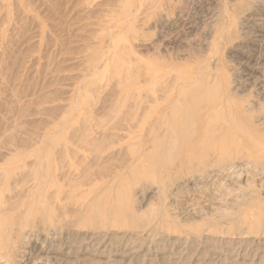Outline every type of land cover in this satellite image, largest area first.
I'll use <instances>...</instances> for the list:
<instances>
[{"label":"rangeland","instance_id":"obj_1","mask_svg":"<svg viewBox=\"0 0 264 264\" xmlns=\"http://www.w3.org/2000/svg\"><path fill=\"white\" fill-rule=\"evenodd\" d=\"M222 98L238 107L233 118L264 147V0H0V210L31 204L26 218H15L17 225L0 233V264H264L258 240L264 225L253 234L241 222L249 205L264 220L261 168L239 169L232 177L210 174L207 166L224 163L206 162L204 154L224 140L215 133L193 161L164 169L184 145L182 126ZM176 125L182 127L179 140L158 148L164 130ZM155 148L154 161L163 167H156L159 181L135 169H149L139 155ZM237 153L232 156L242 157V149ZM24 163L30 183L19 185L16 169ZM97 180L99 197H84ZM107 188L121 209L147 214L148 221L155 215L153 224L162 218L213 238H255L173 245L159 238L161 231L149 232L150 222L130 252L133 244L120 239L77 236L84 211L104 205Z\"/></svg>","mask_w":264,"mask_h":264},{"label":"bare ground","instance_id":"obj_2","mask_svg":"<svg viewBox=\"0 0 264 264\" xmlns=\"http://www.w3.org/2000/svg\"><path fill=\"white\" fill-rule=\"evenodd\" d=\"M167 87V86H166ZM155 88V87H154ZM191 89V88H190ZM194 89V88H193ZM193 89H192V92H193ZM183 90V89H182ZM181 90V91H182ZM215 90H217V89H215ZM215 90H214V92H215ZM170 91V90H169ZM174 91V90H173ZM176 91V90H175ZM180 91V90H179ZM180 91V92H181ZM188 91H190V90H188ZM194 91H196V89L194 90ZM202 93H203V91L202 90H200ZM200 91H199V89H198V91H196V93L197 92H199L200 93ZM161 92V91H160ZM213 92V93H214ZM217 92H218V90H217ZM221 92V91H220ZM174 93V92H173ZM185 93L187 94V91H185ZM185 93H184V96H185ZM189 93V92H188ZM190 93H191V91H190ZM222 93V92H221ZM168 94H169V92H168ZM183 93H181V95H182ZM192 94V93H191ZM191 94H189V96H191ZM195 94V93H194ZM217 94V93H216ZM167 95V94H166ZM176 95V94H175ZM197 95H199V94H196V98H197ZM200 95H202V94H200ZM200 95H199V97H200ZM210 95V94H209ZM212 95H214L215 96V94H212ZM228 95V97H229V94H227L226 93V96ZM158 96H160V95H158ZM178 96V95H177ZM213 96V97H214ZM231 96V95H230ZM152 97L154 98V96L153 95H151V99H152ZM162 97V96H161ZM170 97H172V96H170ZM180 97V96H179ZM186 97H188V94H187V96H185V98ZM203 97H204V95H203ZM220 97H222V95L220 96ZM233 97V96H232ZM156 98V97H155ZM160 98V97H159ZM159 98H158V100H159ZM163 98V97H162ZM168 98V97H167ZM191 98H192V96H191ZM193 98H195V96H193ZM192 98V99H193ZM212 98V97H211ZM165 99V98H164ZM177 99H178V97H177ZM183 99V98H182ZM191 99V100H192ZM201 99V98H200ZM200 99H198V100H200ZM205 99V98H204ZM157 100V101H158ZM171 100V99H170ZM179 100V99H178ZM197 100V101H198ZM206 100V99H205ZM208 100V99H207ZM206 100V101H207ZM220 100V99H219ZM232 100V99H231ZM234 100H236L234 97H233V101ZM160 101V100H159ZM173 101H175V100H173ZM188 102H189V104H190V101L189 100H187ZM193 101V100H192ZM191 101V102H192ZM202 101V100H201ZM215 101V100H214ZM232 101V102H233ZM236 101H238V99L236 100ZM156 102V101H155ZM162 102H163V100H162ZM165 102V101H164ZM184 102V101H183ZM182 102V103H183ZM194 102V101H193ZM158 103V102H157ZM170 102H168V104H169ZM207 103H208V101L207 102H205V104L206 105H204L203 107H206L207 106ZM213 103V102H212ZM234 103V102H233ZM238 103V102H237ZM172 104V103H171ZM170 104V105H171ZM174 104V103H173ZM179 104V103H178ZM187 104V103H186ZM204 103H202L201 105H203ZM160 105H161V103H160ZM175 105V104H174ZM163 106H164V104H163ZM162 106V108H164ZM178 106V105H177ZM179 106H180V104H179ZM185 106H187V105H185ZM235 106V105H234ZM232 104H231V102H230V100L229 99H221V101L219 102L218 101V103L217 104H214V105H209L208 107H207V109L205 110V111H207L206 112V114L205 115H202L203 117H200L199 119H197L196 121H194V123L191 125L190 123V120H188V122H186V123H188V124H190L191 126H189V125H185V121H187V120H182L183 122H184V125L185 126H188L187 128L185 127V126H182L183 127V129H182V127L180 126V128L182 129H180L179 128V125H181V122H180V124L179 125H176V126H178L177 127V129H176V126H174V130L172 129V130H170L169 129V131L168 130H164V132H165V134H164V137H162L161 138V140H160V142H159V145H158V148H162V147H164V150L166 149L165 148V146L168 144V143H171L170 141L174 138L175 140H179V134L181 135V131L183 132V135H181L182 137L181 138H183V136H184V140H181V141H183V143H184V145H183V147L181 146V144H182V142H181V144H180V149H178V154L176 153L175 155H172L173 156V159L171 160L169 157V159L170 160H168V162L170 161L171 163H173V164H169V166H164V169H165V172H171V171H173V169L174 168H177V167H179L180 165L182 166V164H184L185 162H189L190 163V160H194V157L195 156H197V155H194L195 154V152L197 153V151L199 152V150L201 151V149H206L205 148V146H206V144L208 145V147H209V145H210V143L211 142H208V140L210 139V137H212V136H208V135H210V134H215V133H217V134H219V136L220 137H222V140H223V142L222 143H218V145L216 144V145H213V147L210 149L209 148V151H208V154H207V152H206V154H204V155H207L208 156V161H206V162H209L210 163V161H209V157H212L213 158V160H215L216 158H218V160L216 161V162H224L222 165H219V166H216L217 164H216V162H215V166L214 165H212V166H207V168H209L210 170H212L211 172L212 173H210V174H212L213 176L215 175L216 177H217V175H225V176H231L232 177V174L233 175H235V173L240 169H242V171H244V170H246V169H251V168H253V169H258V168H261V170L264 172V147H262L261 145H260V143L262 144V140H260V143H258V141H257V139H256V136H254L252 133H251V131L250 132H247V131H245V132H243L242 131V124L240 125L239 124V122L237 123L236 122V120L233 118V112H235V113H237V115L239 114V109H237L238 107H234ZM159 107V106H158ZM174 107V106H173ZM182 107V106H181ZM160 108V107H159ZM175 108V107H174ZM174 108H173V110H174ZM182 108H184V107H182ZM189 108V107H188ZM197 108V107H196ZM161 109V108H160ZM169 109H171V107H169ZM176 109H178V107L176 108ZM175 109V110H176ZM241 109V108H240ZM159 110V109H158ZM161 110H163V109H161ZM181 111H183V112H185V113H182L183 115L182 116H184L185 114H187L186 112H187V109L185 110V108L184 109H182ZM189 111L190 110H188V113H189ZM194 111H195V109H194ZM193 111V112H194ZM242 111V110H241ZM163 112V111H162ZM176 112H178V110L176 111ZM202 112V111H201ZM166 113V112H165ZM170 113V112H169ZM175 113V112H174ZM173 113V114H174ZM180 112H178V114H179ZM167 114V113H166ZM171 114V113H170ZM176 114V113H175ZM193 114V113H192ZM161 116H164V115H162L161 114ZM161 116H159V119H160V117ZM173 116V115H172ZM171 116V117H172ZM175 116V115H174ZM173 116V117H174ZM189 116H190V113H189ZM171 117H170V119H171ZM173 117H172V119H173ZM184 117H187L186 115L184 116ZM157 118V117H156ZM155 118V119H156ZM163 118V117H162ZM161 118V119H162ZM179 118V117H178ZM182 119H185V118H182ZM163 120V119H162ZM191 120H192V118H191ZM158 121V120H157ZM168 121H169V115L168 116H165V118H164V121H162L164 124H166V126H168L167 124H168ZM179 121H181L180 120V118H179V120H178V123H179ZM241 121V120H240ZM152 122V121H151ZM160 122H161V120H160ZM160 122H157V123H160ZM175 122V121H174ZM190 122V123H189ZM173 123V122H172ZM171 123V124H172ZM176 123V122H175ZM155 124V123H154ZM174 124V123H173ZM153 125V124H152ZM155 125H157V124H155ZM175 125V124H174ZM159 128L160 127H162L163 129H164V127H163V125L162 126H160V125H157ZM173 126V125H172ZM171 126V127H172ZM187 129V130H185V128ZM152 128H154L153 126H152ZM151 128V129H152ZM158 128V129H159ZM161 128V129H162ZM178 128L181 130L180 132H179V134L177 133V130H178ZM244 128V127H243ZM193 130V131H192ZM163 131V130H162ZM184 131H187V132H184ZM156 132H159V134H160V131H157V129H156ZM155 134V133H154ZM159 134H157V135H159ZM162 134H163V132H162ZM162 134H160V135H162ZM152 135H153V133H152ZM163 136V135H162ZM217 137V136H216ZM55 139V138H54ZM157 139H159L157 136L155 137V140H154V142L157 140ZM211 140V139H210ZM214 140V139H213ZM259 140V139H258ZM17 140H15V142H16ZM157 142H158V140H157ZM179 142V141H178ZM13 143V142H12ZM28 143V142H27ZM26 143V144H27ZM18 144H20L19 142H18ZM177 144L178 143H175V142H173V145L174 146H177ZM15 145V144H14ZM16 145H17V143H16ZM28 145H30L31 146V144L30 143H28ZM27 145V146H28ZM53 145V144H52ZM154 145V144H153ZM169 145V144H168ZM179 145V144H178ZM212 145V144H211ZM30 146H28V147H30ZM203 146H204V148H203ZM18 147H19V145H18ZM27 147V148H28ZM61 147H63V146H61ZM154 147V146H153ZM171 147V146H170ZM208 147H207V149H208ZM8 148H9V146H8ZM12 148V147H11ZM26 148V149H27ZM33 148V147H32ZM157 148V149H158ZM177 148L178 147H176V149L175 150H177ZM29 149V148H28ZM27 149V150H28ZM154 149V148H153ZM168 149V148H167ZM242 149V157H238L237 156V158L235 159L234 158V156L235 155H233L232 156V154H238L237 152L238 151H240ZM34 150V149H33ZM70 150V149H69ZM158 150H160V149H158ZM163 150V151H164ZM18 151V150H17ZM19 151H20V149H19ZM18 151V152H19ZM64 151V150H63ZM149 151H151V150H149ZM155 152H151V153H143V152H140V153H142L143 155H142V157H141V155H139L140 156V161H141V163L144 165V164H149L148 165V167H149V169H147V170H144V168H145V166L144 167H139V166H136V168L135 169H137V168H140V169H142L143 171H146L147 172V175L150 177V176H152V177H150V178H154V179H151V180H154V181H159L158 179H157V176H155L156 175V173H155V171L157 170V168L159 169H161V166H162V162H160V163H158V164H160V165H158L157 166V164H156V162L154 161V155H157L156 153H158L157 151H156V148H155V150H154ZM174 151V150H173ZM173 151L171 152V153H173ZM204 151V150H203ZM22 152V151H21ZM148 152V151H147ZM167 152H169V150L167 151ZM175 152V151H174ZM15 153V152H14ZM26 153V152H25ZM164 153V152H163ZM67 154H68V151H67ZM138 154H139V152H138ZM167 154V153H166ZM174 154V153H173ZM133 156L135 155V153H133L132 154ZM194 155V156H193ZM42 156V155H41ZM161 156V155H160ZM170 156V155H169ZM231 156V157H230ZM165 157V156H164ZM30 158V157H29ZM138 158H136L135 157V159H138ZM159 158V157H158ZM167 158V159H168ZM134 159V160H135ZM166 159V158H165ZM232 159V160H231ZM130 160H132L133 161V157L130 159ZM162 160V159H161ZM212 160V159H211ZM8 161V160H7ZM137 161V160H136ZM167 161V160H166ZM20 162H21V160H20ZM68 162V161H67ZM168 162L166 163V164H168ZM9 164H10V162H8ZM36 163V162H35ZM44 163H46V162H44ZM138 163V162H137ZM137 163H135V164H137ZM212 163V162H211ZM210 163V164H211ZM132 164L133 163H131V166H132ZM187 164V163H186ZM213 164H214V161H213ZM8 165V164H7ZM7 165H5V166H7ZM32 165V164H31ZM44 165V164H43ZM70 165V164H69ZM142 166V165H141ZM147 166V165H146ZM180 166V167H181ZM184 166V165H183ZM182 166V167H183ZM242 166V167H241ZM3 167V166H2ZM26 167H30V166H28L26 163H24V165L23 166H20V167H17V169H16V171L18 170V169H21L20 171L21 172H19L18 174H17V176L16 177H20V180L18 181L19 182V185H27L28 183H30V182H28V180H27V174H26V176L24 175V172L25 173H27L26 171H27V169H26ZM130 167V166H129ZM151 167V168H150ZM157 167V168H156ZM179 167V168H180ZM69 168H70V166H69ZM29 169V168H28ZM134 169V170H135ZM162 169H163V167H162ZM161 169V170H162ZM209 169H206V170H209ZM15 170V169H14ZM26 170V171H25ZM62 170V169H61ZM134 170H132V171H134ZM19 171V170H18ZM158 171V170H157ZM260 171V170H259ZM262 171H260L261 172V174L263 173ZM80 172V171H79ZM245 172V171H244ZM247 172V171H246ZM259 172V173H260ZM62 173V172H61ZM162 173V172H161ZM166 173V174H167ZM6 174H8V173H5V178L6 177H10L9 175L8 176H6ZM90 174L91 173H85L84 174V177H86V178H89V176H90ZM162 174H164V173H162ZM209 174V173H208ZM242 175H243V173H242ZM0 176H2L1 175V173H0ZM161 176V175H160ZM164 176V175H163ZM163 176H161V177H163ZM166 176L167 175H165V177H163V179L164 178H166ZM198 176V175H197ZM206 177V176H205ZM207 177H209V176H207ZM13 178H15V176L13 177ZM41 178H42V176H41ZM40 178V179H41ZM169 178V177H168ZM210 178H211V175H210ZM213 178V177H212ZM235 178V177H234ZM1 179H2V177H1ZM0 179V181L2 182V180ZM10 179V178H9ZM91 179V178H90ZM120 179H121V177H120ZM163 179H161V180H163ZM92 180V179H91ZM102 180V179H101ZM6 181H8V180H6ZM93 181V180H92ZM124 181V180H123ZM236 181V180H235ZM0 182V183H1ZM17 182V183H18ZM31 182H34V180L33 181H31ZM35 182L36 183H39L40 184V181L38 180V178H36L35 179ZM95 182V181H94ZM99 180H97V182L95 183V184H93V185H89L88 186V188H87V190L83 193L85 196L84 197H86L88 194L90 195V196H92V197H94V198H97V197H99V194H98V192L100 191L99 190V188H100V186H99ZM218 182V181H217ZM89 183V182H88ZM10 184V183H9ZM165 184V183H164ZM247 184V183H246ZM3 185H4V183H3ZM19 185H17L18 187H19ZM123 185V184H122ZM73 186V185H72ZM104 186H107V184L105 185L104 184ZM111 186V185H110ZM17 187V188H18ZM103 187V186H102ZM7 188V187H6ZM31 188V187H30ZM72 188V187H71ZM216 188V187H215ZM104 190H106V189H104ZM246 191V190H245ZM1 192V191H0ZM73 192V191H72ZM102 192H104V191H102ZM111 190L109 191V188H107V190L104 192V195H105V202H104V205H100L99 204V207H96L95 209H92V211H89V210H87L86 212L84 211V213H83V220H84V224H83V226L82 227H80L78 230H75L74 229V231L77 233V236H83V238L85 239V240H90V241H93V240H103V241H106V242H111V241H114V240H116V239H120V240H122V242L124 241V242H127V243H131V244H133L132 245V247H131V249L129 250L130 252L131 251H136L137 249V244H136V242L137 241H139L140 240V235L143 233L142 231H145L143 228H145V226H147V227H149L148 225L150 224V222L152 223V225L154 226V227H152V226H150V229H149V232H155V234H156V231L158 232V231H161V233L159 234V238H165V240L167 239L168 241H169V243L171 242L173 245H177V244H187V243H189L190 241L191 242H196L198 239H200V238H205V240L206 241H208V239L209 240H215L214 242H216V241H220V242H224V243H226V244H237V243H235V242H237V240H242V241H249V240H251V239H254L255 237H251L250 239H248L249 237L248 236H246V234H244V233H241V234H239V235H237V236H231V235H223L222 236V234H219V233H216V235L218 236V238H213L212 236H210V235H208V233L207 232H203V231H201L199 228H192V229H190V231H187V230H185V229H182L181 227L180 228H177L176 226H174V225H171L168 221H166V220H162V218L159 220V223H157V224H153V219H151V217H154L155 215H152L151 217H149L150 218V221H148V215L147 214H144V215H141V214H138V213H135V212H133L132 211V209H126V210H123V209H121L120 207H119V204H121V203H119L118 201H120L118 198H112L113 196H111ZM122 192V194H124L127 198H128V200L130 201V194H129V192H125L124 191V189L121 191ZM215 192V191H214ZM222 192V191H221ZM247 192V191H246ZM22 193H23V191H22ZM234 193V192H233ZM4 194V193H3ZM19 194H20V192H19ZM231 194H232V192H231ZM237 194V193H236ZM1 195H2V193H1ZM114 195V194H113ZM129 195V196H128ZM218 195H219V193H218ZM230 195V194H229ZM243 195H244V193H243ZM28 196V195H27ZM224 196V195H223ZM248 196V195H247ZM91 197V198H92ZM116 197H117V195H116ZM230 197V196H229ZM235 197V196H234ZM90 198V199H91ZM2 199H4L5 200V198H3L2 197ZM1 200V199H0ZM237 200H238V198H237ZM98 201H101V200H98ZM216 201V200H215ZM234 201V200H233ZM251 201V200H250ZM4 203L6 202V201H3ZM2 202V203H3ZM131 202V201H130ZM225 202V201H224ZM223 202V203H224ZM231 202V201H230ZM242 202V201H241ZM244 202V201H243ZM249 202V201H248ZM3 203V204H4ZM84 202L82 201V204H83ZM127 203H128V201H127ZM207 203V202H206ZM7 204V203H6ZM6 204H4V205H6ZM28 204V203H27ZM24 204V203H22V206L19 208V209H13L12 207H10V208H7V207H5L4 208V210L3 209H1L0 210V233H8L9 232V225H13V224H15V221H16V219L15 218H21L22 216L24 217V218H26L27 216V214H28V211L27 210H29V208H30V206H31V204ZM85 204V203H84ZM92 204V203H91ZM229 204V203H228ZM95 205V204H94ZM1 206V205H0ZM3 206V205H2ZM33 206H35V205H33ZM79 206H80V204H79ZM84 206V205H83ZM82 206V207H83ZM78 207V206H77ZM81 207V208H82ZM87 207V206H86ZM249 207V209L247 208L244 212H242V217H241V222L243 223V224H247V225H249L250 226V229H251V232L253 233V234H255L254 232L256 231V230H259L260 228L259 227H261V226H263L264 225V220H262L259 216L257 217L256 215H257V213H255L254 214V212H256V211H254L253 212V210H252V208H251V206L249 205L248 206ZM0 208H3V207H0ZM24 208V210L22 211V209ZM28 208V209H27ZM32 208V207H31ZM35 208V207H34ZM34 208L32 209V213H33V210H34ZM79 208V207H78ZM81 208H79V209H77V211H80V209ZM89 208V207H88ZM132 208V207H131ZM90 209V210H91ZM256 210H257V208H255ZM254 209V210H255ZM29 211H31V209L29 210ZM43 211V210H42ZM41 211V212H42ZM76 211V212H77ZM81 212V211H80ZM79 212V213H80ZM141 212V211H140ZM148 214H151V213H148ZM155 214V213H154ZM259 214V213H258ZM32 215V214H31ZM37 215V214H36ZM145 215H147V216H145ZM41 216H42V214H41ZM232 216H233V214H232ZM234 216H236L235 214H234ZM233 216V217H234ZM47 217V216H46ZM147 217V218H146ZM163 217V216H162ZM232 217V218H233ZM240 217V216H239ZM39 218V217H38ZM42 218H44V217H42ZM58 218V217H57ZM264 218V217H263ZM49 219V221L51 222L53 219L49 216L48 218H47V220ZM158 219V218H157ZM65 220V219H64ZM155 221V220H154ZM158 222V221H157ZM207 222V221H206ZM200 223H202V222H200ZM200 223H199V227L201 226L200 225ZM235 223V222H234ZM47 224V223H46ZM207 224V223H206ZM17 224H15V226H16ZM151 225V224H150ZM203 225V224H202ZM14 225H13V227H15ZM230 226V225H229ZM240 226H244V225H240ZM249 226H247V227H249ZM32 227V226H31ZM197 227V226H196ZM56 228V227H55ZM244 228V227H243ZM246 229V228H245ZM53 230V229H52ZM142 230V231H141ZM189 230V229H188ZM203 230V229H202ZM261 230V229H260ZM22 231V230H21ZM41 231V230H40ZM55 231V229L53 230V232ZM50 232V231H49ZM52 232V231H51ZM57 232V231H56ZM148 233V232H147ZM159 233V232H158ZM224 233H225V231H224ZM258 233V232H257ZM256 233V234H257ZM211 234V233H210ZM215 233H213V235H214ZM227 234V233H226ZM119 235V236H118ZM153 235V234H152ZM157 235V234H156ZM262 235V234H261ZM155 236V235H154ZM120 237V238H119ZM256 237H258V236H256ZM245 239H247V240H245ZM161 240V239H160ZM258 240H260V243H262L263 245H264V238H262V239H260V236H259V238H258ZM257 240V241H258ZM118 241V240H117ZM199 241V240H198ZM253 242H255L254 240H253ZM252 242V243H253ZM166 243V242H165ZM259 243V244H260ZM134 244H136V245H134ZM126 245H129V244H126ZM165 245V244H164ZM249 245V244H248ZM188 246V245H187ZM259 246V245H258ZM126 247H129V246H126ZM235 249V248H234ZM254 249V248H253ZM234 251V250H233ZM139 253V252H138ZM252 253H253V251H252ZM262 255V254H261ZM260 258V257H259Z\"/></svg>","mask_w":264,"mask_h":264}]
</instances>
